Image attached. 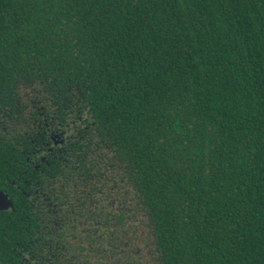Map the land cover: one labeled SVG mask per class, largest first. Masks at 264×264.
Here are the masks:
<instances>
[{
  "label": "trees",
  "instance_id": "trees-1",
  "mask_svg": "<svg viewBox=\"0 0 264 264\" xmlns=\"http://www.w3.org/2000/svg\"><path fill=\"white\" fill-rule=\"evenodd\" d=\"M39 100L97 129L77 173L145 213L154 264H264V0H0L4 185Z\"/></svg>",
  "mask_w": 264,
  "mask_h": 264
},
{
  "label": "flooded vegetation",
  "instance_id": "flooded-vegetation-1",
  "mask_svg": "<svg viewBox=\"0 0 264 264\" xmlns=\"http://www.w3.org/2000/svg\"><path fill=\"white\" fill-rule=\"evenodd\" d=\"M49 104L33 103L35 111L26 112L31 118L18 119L16 134L7 133L12 138L28 136L35 147L19 154L23 168H11L19 172L17 177L0 183V264H104L103 254L112 264H154L145 213L131 202L108 198L109 193L101 192V180L77 173L81 167L102 165L105 156L96 145L97 129L79 117L55 119ZM6 122H0L2 131L7 130ZM80 137L93 139L95 150H82V145L73 150ZM112 170L105 168L108 180ZM120 205L123 219H128L124 226L135 239L125 235L128 245L117 250L123 236L117 231Z\"/></svg>",
  "mask_w": 264,
  "mask_h": 264
},
{
  "label": "rangeland",
  "instance_id": "rangeland-1",
  "mask_svg": "<svg viewBox=\"0 0 264 264\" xmlns=\"http://www.w3.org/2000/svg\"><path fill=\"white\" fill-rule=\"evenodd\" d=\"M138 219L139 218H137L136 220H134V222L136 223V225L138 226ZM136 227L134 226V229H135Z\"/></svg>",
  "mask_w": 264,
  "mask_h": 264
}]
</instances>
